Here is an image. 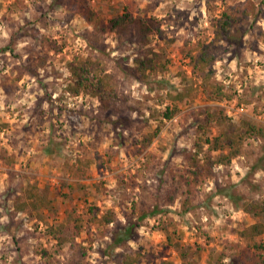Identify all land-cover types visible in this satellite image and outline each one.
Returning <instances> with one entry per match:
<instances>
[{"label": "rangeland", "instance_id": "obj_1", "mask_svg": "<svg viewBox=\"0 0 264 264\" xmlns=\"http://www.w3.org/2000/svg\"><path fill=\"white\" fill-rule=\"evenodd\" d=\"M84 1L105 24L128 13L156 19L160 30L146 44L133 29L122 38L102 32L86 17ZM229 6L239 9V19L218 37L215 20ZM246 7L254 8L249 16ZM200 42L214 43L210 80L222 97L193 72L190 48ZM151 50L163 67L143 76L134 59ZM78 56L106 61L122 93L114 110L105 113L97 97L69 91ZM190 85L198 86L195 99H173ZM174 105L176 115L166 120L163 112ZM209 110L264 125V0H0V264H64L83 247L88 264H125L126 255L140 251L136 264H184L161 221L175 222L182 244L204 246L190 256L193 264H257L264 250L240 232L262 220L264 137L249 139L239 157L195 184L191 211L183 212L185 195L165 202L171 175L183 172V150L193 148ZM34 184L53 198V215L17 212L15 201ZM219 188H230L236 201ZM109 208L119 221L106 234L89 221L74 233L75 247L58 246L49 235L48 226L65 222L68 212L90 220L91 210ZM157 208L156 217L140 219ZM128 214L141 222L139 235L115 246ZM69 226L75 230L74 222ZM258 240L264 243V235Z\"/></svg>", "mask_w": 264, "mask_h": 264}, {"label": "trees", "instance_id": "obj_2", "mask_svg": "<svg viewBox=\"0 0 264 264\" xmlns=\"http://www.w3.org/2000/svg\"><path fill=\"white\" fill-rule=\"evenodd\" d=\"M86 17L89 21L95 23V25L102 31H112L118 38L129 35L133 29L136 33V41L146 44L150 40V35L160 30L159 23L154 18H146L142 16H131L128 13L116 15L111 18L108 24H105L102 19L97 20L96 13L88 7V2L84 1ZM238 8L229 6L221 14L219 18L215 20V33L218 37L221 35H229L231 28L239 17ZM254 12V8H245L243 13L249 16ZM14 44V41H11ZM213 44H197V50L190 48V59L193 65V72L202 83L209 86L208 91L210 93L225 95L222 87L216 84H212L210 80L215 75L214 62L216 60V52L212 49ZM139 72L145 76L148 72L160 70L163 65L160 63V55L151 50V56L140 55L134 59ZM71 73L73 75V82L68 85V89L71 93L79 94L85 92L94 97H97L101 103V109L107 113L112 111L117 106V103L122 99V93L120 92L119 82L112 72L109 71L108 64L101 57L92 56H78L71 62ZM198 86L190 85L183 90L177 92L173 99L184 101L186 98L193 100L197 96ZM178 110V106H167L163 112V117L166 120L172 119ZM158 112V110H157ZM203 120L197 127V136L192 149L183 150L185 158V167L183 172L172 173V183L167 191L165 202L168 205H172L176 202L179 195H185L182 200L183 212H188L194 209L192 199L194 196L193 187L203 177L213 174L216 166L228 165L235 158L239 157L243 151L245 143L251 138L264 137V125L260 122L243 118L240 121H235L231 116L225 113L223 110L206 111L204 113ZM124 117L122 118V120ZM164 120V119H163ZM165 121V120H164ZM112 124L116 127L122 124L119 120H112ZM128 122V119H124V123ZM123 123V124H124ZM164 122L159 124L156 128L154 135H157ZM214 129L216 130L214 132ZM151 140L148 141V143ZM14 161V158H11ZM260 166V164H256ZM263 167V166H261ZM218 193L227 195L234 201L237 197L231 192V189H220ZM193 194V195H192ZM53 198L45 192H43L38 185L26 186L23 193L15 201V208L17 212H37L42 214L43 211L49 210V214L53 215ZM259 211L257 216L258 222L244 228L240 235L245 239L255 250H264V243L260 242L258 238L264 235V200L258 205ZM74 213V212H73ZM67 213L66 221L60 222L57 226H48L49 235L57 241L58 246H64L66 243L74 244V233L81 232L85 225L91 221L101 229L102 234H106L111 224L118 222L117 214L114 208H109L102 212H89L90 220H87L81 214ZM159 214V209H154L151 214H143L141 218L153 216ZM43 215V214H42ZM44 216V215H43ZM71 222H74V229L71 231L69 226ZM121 228L114 236L115 246L125 245L130 240H134L138 237V227L141 226L139 220H134L132 214L127 215V220L121 223ZM162 231L165 233L168 243L173 245L179 253L184 264H193V260L189 261L192 254L203 250V245L199 242L192 244H182L176 234L180 229L177 227L174 221L165 223L161 221ZM170 225H173L174 230H170ZM207 233H203L204 235ZM210 239L209 233L206 234ZM175 238L177 240H175ZM113 244V245H114ZM83 247V246H82ZM45 251V250H43ZM47 251V250H46ZM79 257L73 256L67 259L64 264H88L85 262L86 248L83 247L79 251ZM222 255V254H221ZM255 263L264 264V255L257 253ZM262 255V256H261ZM213 256V255H212ZM261 256L260 259L258 257ZM143 257V254L137 252L135 257L126 255L124 257L125 264H136V262Z\"/></svg>", "mask_w": 264, "mask_h": 264}]
</instances>
